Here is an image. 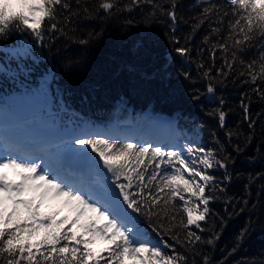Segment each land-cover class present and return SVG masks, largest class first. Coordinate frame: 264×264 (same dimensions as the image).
<instances>
[{"label":"snow or ice","instance_id":"snow-or-ice-1","mask_svg":"<svg viewBox=\"0 0 264 264\" xmlns=\"http://www.w3.org/2000/svg\"><path fill=\"white\" fill-rule=\"evenodd\" d=\"M128 261L264 264V0H0V264Z\"/></svg>","mask_w":264,"mask_h":264},{"label":"trees","instance_id":"trees-1","mask_svg":"<svg viewBox=\"0 0 264 264\" xmlns=\"http://www.w3.org/2000/svg\"><path fill=\"white\" fill-rule=\"evenodd\" d=\"M156 87L161 88L162 90H164L166 92L169 90V88L171 86L166 87L164 84L158 82ZM179 106L180 105H175V107H179ZM243 224H244V218H239L232 224L231 230L225 234L223 244L221 245V250H223L226 246L230 245L233 233L235 231H238ZM254 243H255V245L258 246L259 245V239L255 238ZM108 247H109V245H107V246L104 245L103 247H98L94 251L97 254H102L104 252V250L107 249ZM129 262H131V261H128V263Z\"/></svg>","mask_w":264,"mask_h":264},{"label":"rangeland","instance_id":"rangeland-1","mask_svg":"<svg viewBox=\"0 0 264 264\" xmlns=\"http://www.w3.org/2000/svg\"><path fill=\"white\" fill-rule=\"evenodd\" d=\"M42 211L44 212H55V211H60V215L61 216H64V215H71V211L70 209H67V208H62L61 206L59 205H56V204H52V205H46ZM107 246L106 245V242L104 241H101V240H98L97 243L95 245H92L91 247L93 248V250H96L98 247H103V246ZM128 264H138V262H129Z\"/></svg>","mask_w":264,"mask_h":264}]
</instances>
